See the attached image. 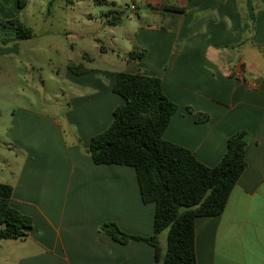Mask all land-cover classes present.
<instances>
[{
    "label": "crops",
    "instance_id": "crops-1",
    "mask_svg": "<svg viewBox=\"0 0 264 264\" xmlns=\"http://www.w3.org/2000/svg\"><path fill=\"white\" fill-rule=\"evenodd\" d=\"M144 2L146 23L136 24L133 46L146 55L129 60L132 47L117 55L125 65L120 71L161 78L178 104L163 136L215 166L229 137L249 132L247 167L224 210L196 220L197 264H264V0ZM163 3L184 11L163 13ZM87 68L65 74L72 86L62 94L70 93V101L13 114L7 129L13 149L0 154V182L13 186L11 204L33 226L24 238L0 240V264H154L149 243L121 244L100 229L112 221L150 236L156 205L143 202L134 167L93 161L92 137L111 125L125 100L113 91L118 70ZM195 112L209 119L198 122ZM160 241L166 246V233Z\"/></svg>",
    "mask_w": 264,
    "mask_h": 264
},
{
    "label": "trees",
    "instance_id": "trees-1",
    "mask_svg": "<svg viewBox=\"0 0 264 264\" xmlns=\"http://www.w3.org/2000/svg\"><path fill=\"white\" fill-rule=\"evenodd\" d=\"M27 0H19V8ZM161 12H183L184 7L163 3ZM121 12L106 14L105 23H121ZM10 25L15 39H28L33 28L19 18L3 19L1 26ZM146 50L135 48L127 57L141 61ZM76 74L89 69L71 63ZM113 91L125 102L113 111V122L104 131L94 135L90 154L97 164H121L135 168L143 202L155 203L154 233L141 236L124 232L115 222L101 226L115 241L126 244L131 240L145 241L153 246L154 264H197L196 220L202 216L220 214L229 195L247 167L246 148L249 132L239 130L231 135L221 161L208 166L187 147L167 140L163 134L178 109L165 92L159 77L142 72L119 71L113 82ZM188 110L193 112L192 107ZM196 120L209 119L206 113L195 112ZM13 186L0 182V240L19 239L28 235L33 219L11 204ZM166 233V246L160 241Z\"/></svg>",
    "mask_w": 264,
    "mask_h": 264
},
{
    "label": "rangeland",
    "instance_id": "rangeland-1",
    "mask_svg": "<svg viewBox=\"0 0 264 264\" xmlns=\"http://www.w3.org/2000/svg\"><path fill=\"white\" fill-rule=\"evenodd\" d=\"M18 1L0 0V16L19 18L33 28V35L15 39L10 25L0 28V154L13 149L7 129L14 112L22 107L47 110L57 100L70 101V93L63 97L62 91L70 92L72 86L65 79L73 72L71 63L124 70L117 51L135 48L136 24L147 19L144 0H27L22 8ZM113 11L122 13L120 25L105 23ZM85 53L90 60L84 59Z\"/></svg>",
    "mask_w": 264,
    "mask_h": 264
},
{
    "label": "built area",
    "instance_id": "built-area-1",
    "mask_svg": "<svg viewBox=\"0 0 264 264\" xmlns=\"http://www.w3.org/2000/svg\"><path fill=\"white\" fill-rule=\"evenodd\" d=\"M131 8H132V10H136V5L133 3Z\"/></svg>",
    "mask_w": 264,
    "mask_h": 264
}]
</instances>
